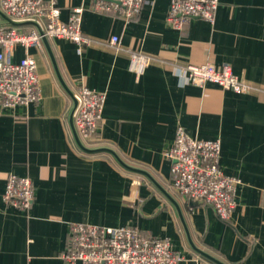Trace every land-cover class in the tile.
I'll return each instance as SVG.
<instances>
[{
  "label": "crops",
  "instance_id": "1",
  "mask_svg": "<svg viewBox=\"0 0 264 264\" xmlns=\"http://www.w3.org/2000/svg\"><path fill=\"white\" fill-rule=\"evenodd\" d=\"M169 2L145 0L126 19L93 0H56L63 22L82 8L90 43L15 46L14 62L35 59L42 98L0 107V264H72L59 258L72 223L136 225L168 238L177 264H264V0H219L212 23L193 18L183 29L167 21ZM132 54L149 60L139 74L129 68ZM207 62L228 65L250 90L197 85L179 72ZM81 85L105 94L97 142L85 145L105 150L77 143L73 94ZM177 127L220 141L219 166L239 179L227 221L172 188L166 152ZM9 173L31 179L28 210L4 203Z\"/></svg>",
  "mask_w": 264,
  "mask_h": 264
},
{
  "label": "built area",
  "instance_id": "2",
  "mask_svg": "<svg viewBox=\"0 0 264 264\" xmlns=\"http://www.w3.org/2000/svg\"><path fill=\"white\" fill-rule=\"evenodd\" d=\"M145 0H93L99 11L117 12L126 19L136 16ZM219 0H170L167 21L183 29L193 18L214 21ZM0 9L10 19L33 21L35 29L24 31L17 26L0 25V107H14L41 100L37 64L26 55L12 59L16 45L39 47L43 37L65 38L76 44H89L80 28L81 7H75L68 21L63 22L56 0H0ZM112 46L120 45L117 35L109 38ZM129 68L139 74L148 64L145 56L132 54ZM187 81L202 85L216 83L236 93L250 90L251 85L239 79L228 65L216 68L211 63L188 64L179 69ZM72 119L81 142H97L105 94L84 85L73 94ZM221 144L218 139H198L177 127L171 148L166 152L171 161L172 188L178 194L210 205L219 219L227 221L235 206L239 179L225 174L220 166ZM2 199L6 205L28 210L34 200V186L27 176L9 173ZM59 258L67 263L82 264H177L182 256L171 248L168 238L149 237L138 226L117 227L89 223H72L69 241Z\"/></svg>",
  "mask_w": 264,
  "mask_h": 264
},
{
  "label": "water",
  "instance_id": "3",
  "mask_svg": "<svg viewBox=\"0 0 264 264\" xmlns=\"http://www.w3.org/2000/svg\"><path fill=\"white\" fill-rule=\"evenodd\" d=\"M0 16L4 19V21H5L7 24H9V25H13V26H18V25H21V24H24V23L35 24L33 21H25V22L14 21V20L10 19L6 14H4L1 10H0ZM42 40H47V38H46V37H43ZM73 130H74V132H75V136H76L77 143H78V145H79L82 149H84V150H86V151H89V152H91V151H98V150H105V148H88V147H86V146L81 142L80 138L78 137V135H77V133H76V131H75L74 125H73ZM106 150L110 151L109 149H106ZM127 167H129V166H127ZM129 168H131V167H129ZM217 262L220 263L219 261H217ZM220 264H222V263H220Z\"/></svg>",
  "mask_w": 264,
  "mask_h": 264
},
{
  "label": "trees",
  "instance_id": "4",
  "mask_svg": "<svg viewBox=\"0 0 264 264\" xmlns=\"http://www.w3.org/2000/svg\"><path fill=\"white\" fill-rule=\"evenodd\" d=\"M31 25H32L31 23H24V24L18 25L17 28H20V29H22L24 31H28V29L31 27ZM86 146L93 147L94 145L86 144Z\"/></svg>",
  "mask_w": 264,
  "mask_h": 264
}]
</instances>
